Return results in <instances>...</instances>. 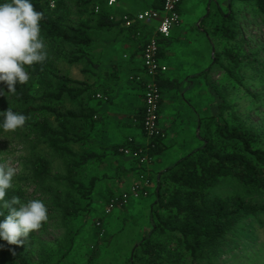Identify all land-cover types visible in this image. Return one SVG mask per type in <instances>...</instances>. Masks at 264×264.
Instances as JSON below:
<instances>
[{"label":"rangeland","instance_id":"374dc122","mask_svg":"<svg viewBox=\"0 0 264 264\" xmlns=\"http://www.w3.org/2000/svg\"><path fill=\"white\" fill-rule=\"evenodd\" d=\"M218 1L223 4L219 8ZM41 2L54 18L67 24L85 22L92 28L95 26L96 0ZM99 3L102 7L103 2ZM179 8L181 22L193 14L201 16L198 20L206 18L201 23L206 34L193 29L189 38L191 46L196 50L199 48L198 59H203V67L209 68V75H205L210 77V91L205 88L204 95L205 104L209 99L210 109L208 114L205 112L204 125L199 126L195 148L202 145L204 140H209L221 151L235 150L234 142L228 143L217 134L216 125L236 122L259 133V141L255 146L264 148V17L254 2L238 0L231 4L226 0H183ZM224 17L229 20L226 21ZM224 21L227 29L222 31L220 28L225 24ZM41 37L47 56L37 64L42 65L43 75L34 74V69L26 66L28 82L14 85L16 89L29 90L36 99L21 104L14 93L7 92V85L0 82V88L5 92V95H0V111L44 105L43 96L47 88L39 81L40 77L46 80V69L52 71L47 80L51 79L54 83L60 73L71 78L77 74L76 66L67 57L74 47L51 41L42 32ZM228 51L242 59L238 66H234L227 57ZM102 100L106 101L104 97ZM71 105L69 102L65 107ZM45 117L57 127L59 121L54 113L44 110L30 112L31 120H44ZM40 156L51 162L49 175L43 180L32 177L33 164ZM69 158L71 156H62L50 148L47 138L41 137L35 129L21 127L9 132L0 130V165H10L16 169L12 188L5 199L13 196L21 202L40 199L47 207V221L42 223L40 229L30 232L20 244L28 264H134V253L139 243L152 229L151 205L155 200L152 187H149L148 195H131L125 203L106 213L112 198L121 196L133 184L124 191L115 192L110 198L105 193L108 184L98 182L93 191L90 194L88 192L89 197L84 199L67 180ZM157 160L154 155L150 164H155ZM98 168L101 167L81 168L79 178L85 180L83 183L88 186L89 179L97 175ZM102 168L107 172L106 167ZM215 193L223 197L244 195L243 188L232 179H225L215 189ZM3 211L7 213V209ZM166 217L167 214L163 213V219ZM157 242L165 252V257H169L166 264H192L190 254L182 249L176 236L162 235ZM5 259H11L10 255L0 252V263ZM197 263L264 264V214L255 220L249 219L237 229L236 234L222 245L216 258L199 259Z\"/></svg>","mask_w":264,"mask_h":264},{"label":"trees","instance_id":"16d2710c","mask_svg":"<svg viewBox=\"0 0 264 264\" xmlns=\"http://www.w3.org/2000/svg\"><path fill=\"white\" fill-rule=\"evenodd\" d=\"M88 1L95 2V0ZM120 1L117 0V3ZM233 1L230 0V4ZM238 1L254 2L257 10L264 17V0ZM100 2H103V6L98 13L94 12L96 18L93 20L95 26L92 28L85 22L76 25L67 24L59 18H54L41 0H31L34 9L42 14L40 29L45 37L74 47L67 56L70 63H83L84 66L91 64L89 52L92 45L91 36L95 28L119 25L124 27L120 19L124 13L119 14L114 8L107 7V0H100ZM163 4L153 9L161 10ZM113 13L117 16L115 20L110 18ZM224 19L229 20L226 17ZM205 20L206 18L203 19V23ZM226 21L220 28L222 31L227 29ZM136 27L137 24H134L130 28H125L134 30ZM227 57L234 66L242 62V59L231 51L227 52ZM217 58L216 56V61H218ZM30 68L34 69V74L43 75L42 65L34 63ZM47 73L50 76L52 71L46 69ZM48 75L46 80L43 81L40 77L39 81L47 88L43 96L44 105L27 106L23 110L15 107L10 109L25 115L26 121L23 126L25 129H35L41 137L47 138L50 148L62 156H71L68 162L67 180L85 199L89 197L96 183L101 181V176L93 175L87 186L83 183L85 181L79 178L81 168L91 166L88 164L100 159L98 153L89 149V141L83 136L85 132L82 133L85 129L89 130L92 123L90 101L98 97L90 90V87L84 88V83L68 75L58 74L55 83L51 79L47 80ZM84 91H87V95H84ZM14 96L21 104L36 99L29 90L16 89ZM69 102L72 105L65 107ZM57 103L58 106H56ZM85 106L88 109L87 113H84ZM42 110L55 114L56 120L59 121L57 127L52 125L47 117L44 120L30 119V112ZM143 119L144 113L141 120L142 126ZM201 124L204 125L202 119H200ZM216 132L228 143L234 142L236 149L221 151L213 142L204 140L202 145L165 170L158 172L156 176H149L152 193L155 196L151 205L152 229L139 243L138 250L134 253V264H166L169 257H165V252L157 242L162 235L176 236L182 249L190 254L192 264H198L199 259L216 258L220 254L222 245L230 239V236L236 234L237 229H240L249 219L255 220L264 214V148L255 146L260 134L239 122L217 123ZM160 140L161 138L155 140L156 147L150 151L151 155H156ZM122 147L138 148L130 146L129 143L120 145L117 151L122 155H124L120 151ZM134 161L142 166L140 173L146 171L144 165L136 159ZM50 163L45 157H37L33 164L32 177L43 180L49 175ZM225 179L235 180L243 188L244 195L223 197L215 193V189ZM108 195L112 198L113 191H110ZM163 213L167 214L165 219H163ZM0 252L4 255L9 254L11 258L3 260L0 264H28L20 244L9 245L5 241H0Z\"/></svg>","mask_w":264,"mask_h":264},{"label":"crops","instance_id":"0c3cea01","mask_svg":"<svg viewBox=\"0 0 264 264\" xmlns=\"http://www.w3.org/2000/svg\"><path fill=\"white\" fill-rule=\"evenodd\" d=\"M226 1L230 3V0ZM161 4L163 0H121L114 9L119 14H137ZM222 5L217 2L218 8ZM190 16L185 22L180 19L170 37H159V58L167 66V71L159 76V127L163 137L156 151L157 162L143 166L150 177L195 149L200 119L204 123L205 112L208 114L210 109L209 99L207 104L204 102L205 88L210 91L209 68L203 67V59H198L199 48L196 50L191 46L189 39L193 29L206 34L201 25L204 17L198 20L200 15ZM158 23L159 20H154L146 25L140 24L134 30L121 25L97 27L91 36L90 66L74 64L77 74L72 79L84 83V88L90 87L93 93L106 99H91L92 123L89 130L82 131L89 141V149L100 156L88 165L101 167L96 176H101L100 183L108 184L106 194L128 189L140 180L143 173H140L142 166L131 156L120 154L117 147L129 143L135 148L148 142L141 122L146 79L142 50ZM83 93L87 95V91ZM84 109L87 113V106ZM102 167H106L107 172Z\"/></svg>","mask_w":264,"mask_h":264},{"label":"clouds","instance_id":"9594fccd","mask_svg":"<svg viewBox=\"0 0 264 264\" xmlns=\"http://www.w3.org/2000/svg\"><path fill=\"white\" fill-rule=\"evenodd\" d=\"M41 19V12L34 9L31 0H0V82L7 85L8 93L16 91V83L28 82L26 66L46 59ZM0 95H5L2 88ZM0 117V130L4 132L15 131L26 121L25 115L10 108L0 111ZM15 174V167L0 165V241L9 245L23 243L30 232L40 229L48 219L47 207L40 199H5ZM3 209H7L6 214Z\"/></svg>","mask_w":264,"mask_h":264},{"label":"built area","instance_id":"2783aa9c","mask_svg":"<svg viewBox=\"0 0 264 264\" xmlns=\"http://www.w3.org/2000/svg\"><path fill=\"white\" fill-rule=\"evenodd\" d=\"M95 2V13H98L102 7ZM183 0H165L161 10L150 9L144 10L137 14L130 15L124 13L120 19L123 21V26L130 28L136 25H146L154 20H159L157 29L144 43L142 50L143 68L146 74L144 83L145 87V109L143 119V130L148 139L144 146L137 149L122 147L120 151L132 158L138 160L141 165L150 164L154 160V155L150 151L156 147L155 140L163 137L162 130L159 127L160 120V101L161 87L159 84V76L167 71V66L163 64L159 58V37H170L171 31L180 22V14L178 7ZM117 0H107L106 6L114 8ZM111 20L117 18L116 14L111 15ZM98 98H103L102 95H97ZM149 176L146 172L140 174V180L133 184L132 187L121 196H116L110 201L106 213H110L115 207L122 205L127 199L148 195L150 187ZM132 195V196H131Z\"/></svg>","mask_w":264,"mask_h":264}]
</instances>
